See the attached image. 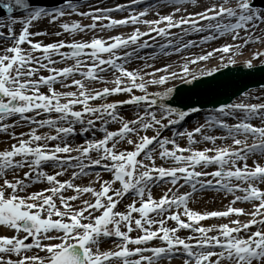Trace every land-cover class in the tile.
I'll return each instance as SVG.
<instances>
[{
  "label": "snow or ice",
  "instance_id": "obj_1",
  "mask_svg": "<svg viewBox=\"0 0 264 264\" xmlns=\"http://www.w3.org/2000/svg\"><path fill=\"white\" fill-rule=\"evenodd\" d=\"M158 2L0 0V143L7 145L0 149V228L11 233L0 234V264H264V103L248 102L264 100V84L260 95L245 89L223 101L229 85L215 76L236 65V49L264 45V0ZM164 7L170 11L161 14ZM113 12L128 14L113 19ZM150 13L156 18L145 19ZM128 25L137 27L97 35ZM88 32V40L76 39ZM191 34L199 40H185ZM50 35L60 39L35 41ZM141 37L165 40L156 45L164 56L217 39L233 43L184 57L177 72L148 64L156 53L139 55L153 46ZM214 54L219 65L190 70ZM133 58L144 67L129 70ZM239 68L264 71V49ZM85 178L86 185L75 183ZM36 184L47 187L29 193ZM153 188L161 189L158 198ZM208 191L231 196L224 210L188 207ZM209 218L227 222L200 224ZM101 243L113 246L102 250Z\"/></svg>",
  "mask_w": 264,
  "mask_h": 264
},
{
  "label": "bare ground",
  "instance_id": "obj_2",
  "mask_svg": "<svg viewBox=\"0 0 264 264\" xmlns=\"http://www.w3.org/2000/svg\"><path fill=\"white\" fill-rule=\"evenodd\" d=\"M93 2L94 1H90V3H93ZM167 10H169V9H167ZM199 10H200L199 8H194V7H191V6L189 7L188 6V11H199ZM82 24H87V23H82ZM40 26H42L41 29H45L46 28L49 33H51V32L54 31L53 28H48L47 25H46V23H41ZM178 31L179 30L174 29L172 32L173 33H176ZM105 32L106 31H104V32H97V35L101 37V33H105ZM92 35L93 34L91 32H88L87 35H84L82 38H79L80 36H77L76 39L77 38H79V39H83L84 38V39L88 40ZM117 35H120V34H117ZM124 35H126V34H124ZM241 36H243V33H241ZM108 37H110V36H103L104 39H107ZM63 38L65 40H67V37H63ZM199 38L200 37L199 36L197 37V34H191V35L185 37V40H188V39H191V40H199ZM58 39H60V37H56L54 35H50V36H37V37H35V41H42L44 44H47L49 42H55ZM158 40H159V38L156 37L155 44H153V41L152 40H149V44H152L153 45L150 48L151 51L152 52H155V53L158 52V56H155V58H153V59H149L147 61V63L148 64H152V65H154L157 68L162 67L165 64H170V65L173 66L172 69H170V70L176 69L175 71H177V72L180 71L179 65L184 62V59L183 58L184 57H188V54H189V56L201 55V54H204L205 51H210L211 49L216 48V47H218L220 45H223L225 43H233L232 41H224V40H221L220 39L221 41H217V43H213V44L210 43L209 45H200L199 47H192L188 51H181V53H179V56L178 55H175V53L172 54V55L164 56L162 53H160L159 49L156 47V45H158V43H156ZM237 43H242V41H237ZM261 46L262 47L258 48V50L264 48V45H261ZM169 51L171 52V50H169ZM240 51H241V49H239V48L236 49L234 55H238L240 53ZM149 53H151V52H149ZM144 54L147 55L148 53H144ZM144 54L142 53V54H139V55L140 56H145ZM159 54H161V55H159ZM156 57H158V58H156ZM214 57H217V59L220 60L219 56H217L215 54H214ZM248 58H250V57L247 56L246 54L242 58H240L238 56V58H237L238 60L236 61V63L237 62L238 63L243 62L244 60H246ZM223 63H226V62H223ZM219 64H220V62L219 63H216L215 65H212L209 69H211V68H213V67H215V66H217ZM125 66L129 70L137 69V68H143L144 67V61L133 58V60L130 63L126 64ZM56 67H61V66H56ZM201 69H205V68L202 67ZM144 70L145 71H150V69H144ZM191 71H195L197 75L199 74V70H197V69H192ZM40 74L41 75H47L48 73L46 71H41ZM149 90L152 91L154 89L150 88ZM41 91L42 92L43 91H46V89L41 88ZM166 135H169V133L168 134L166 133ZM10 143H11V141H10ZM6 146L7 145H5L3 143H0V149H3ZM249 164H251V162ZM45 169L48 170L47 172H51V169H49V168H45ZM64 179H68V176H64V178L61 179V180H64ZM80 184H83V181ZM42 188H44V187H41L39 184H36V185L31 186L28 189V192L31 193V192H34V191H39ZM72 194L73 193L70 191L69 192V195H72ZM225 198H227V200H229V201L231 200V196L225 197L222 193H214V192L209 193V191L208 192H202V193H196V194H194L192 200L189 202L188 207L191 208L192 210L199 211V212L210 211L209 209H213V210H224L223 209V206H226L229 203V201L224 202ZM243 204L244 203H242V202H237L234 206L235 207L237 206V207L246 209L245 205H243ZM233 218H235V217H233ZM209 220H212V221L215 222V221H217L219 219H217V218H209ZM207 224H208V222L206 223V225ZM212 225H216V224L215 223L208 224V227H210ZM0 234L11 235V233L5 232V230L2 229V228H0ZM40 255H43V253H40Z\"/></svg>",
  "mask_w": 264,
  "mask_h": 264
},
{
  "label": "rangeland",
  "instance_id": "obj_3",
  "mask_svg": "<svg viewBox=\"0 0 264 264\" xmlns=\"http://www.w3.org/2000/svg\"><path fill=\"white\" fill-rule=\"evenodd\" d=\"M129 2V0H94V2H93V4H95V3H99V5L101 6V7H113V6H115L116 4H127ZM200 2V0H198V3ZM146 3H151V4H157V7H159V2H158V0H146ZM189 7L191 6V7H193L192 5H188ZM187 6V7H188ZM139 7H143V5L142 6H139ZM139 7H138V9L137 10H139ZM167 9H169V8H167V7H164V8H161V14H166L168 11H170V9L169 10H167ZM127 12H124V13H121V12H113L112 14H111V17L113 18V19H121V18H124L125 16H127ZM154 18H156L155 17V15H154V13H150L148 16H146L145 17V19H154ZM73 19H79V17H73ZM80 22L81 23H90L91 21H90V19H84V20H80ZM43 25V24H42ZM39 27L41 28L42 26H40L39 25ZM135 27H137V26H132V25H128V26H121V27H117V28H114V29H109V30H106V32L105 33H101V37H103V36H114V35H117V34H120V35H124V34H130L133 30H134V28ZM138 27H139V29H140V31H147L146 29H147V26L146 25H144V24H140V25H138ZM262 27H264V26H262ZM174 29H172L171 31H173ZM151 35H155V33H152ZM199 35H197V37H198ZM79 38H82L81 36L79 37ZM79 38H77V39H79ZM105 38V37H104ZM159 38V40L156 42V43H158V44H163V43H166V41L165 40H163L162 38H160V37H158ZM84 39V38H83ZM145 39H149L148 37H141V42L143 41V40H145ZM84 40H86V39H84ZM150 40V39H149ZM221 40H224V41H231L230 40V38H228V39H221ZM220 39H217V40H215L214 42H209V43H207V44H203V45H209L210 43H217V41H221ZM237 43V42H236ZM262 44H259V43H254V44H250V45H247V46H245L243 49H241V51H240V53L238 54V55H233L232 56V59H234L235 61H237L238 59V56L240 57V58H242L243 56H245V54L247 55V56H249L250 57V55H251V52L253 51V50H258V48H260V47H262L261 46ZM264 49V48H263ZM149 52H152L151 51V49L150 48H146V49H141L140 50V52H139V54H144V53H149ZM172 54H174V53H172ZM172 54H170V55H172ZM144 55H146V54H144ZM159 55H161V54H159ZM175 55H178L179 56V54H175ZM191 55V54H190ZM156 56H158V52H156ZM188 56H189V54H188ZM156 58H158V57H156ZM221 63V61L220 60H218L217 59V57H214V58H210V59H208L207 61H202V62H199V63H197L195 66H189L190 67V70H192V69H197V70H200L202 67L203 68H205V70H210L209 68L212 66V65H215L216 63ZM223 62H226V63H228V57L226 56L225 57V59H224V61ZM253 62H255V63H258V61H253ZM238 63V62H237ZM55 66H61V67H63L64 65L63 64H57V65H55ZM174 70H176V69H174ZM77 78H79V77H77ZM260 85V84H259ZM259 85H255V86H251V88H247V89H249V90H252V92L254 93V94H256V95H260V93L258 92V86ZM109 87H111L112 85H108ZM56 87L59 89V85H56ZM94 87H96V88H101V87H103V85H95ZM62 90V89H61ZM69 90H72V89H69ZM121 97H115V99H120ZM239 98V96L238 97H236V98H234L233 100H237ZM248 102H251V103H264V100H261V101H257V100H250V101H248ZM201 115H203V114H201ZM192 119H199V117H193ZM190 123V124H189ZM188 123V125H187V127L189 128V129H191L192 127H193V125H192V123L191 122H189ZM113 127H115V126H113ZM17 132H21V131H24V132H26V131H28V129L27 128H20V129H17L16 130ZM40 131H47V129H41ZM149 135H151V133H148ZM168 134V133H167ZM165 135H166V133H165ZM77 142H79V141H77ZM180 143H181V145H183L184 144V141H180ZM220 143V141H217V144H219ZM204 145H200V147H203ZM251 161H249V163H250ZM158 163H159V161H158ZM45 171H48V170H46V169H44ZM64 178V176L63 177H61L60 179H63ZM105 180H107L109 177H108V175L107 174H104V177H103ZM83 181V184L84 185H86L87 184V179L85 178V179H78V180H76L75 181V183L76 184H80L81 182ZM41 187H47V185H45V184H39ZM186 190V189H185ZM69 192H70V190L69 191H67V192H65V195H69ZM209 193H212L211 191H209ZM162 193H161V189H159V188H153L152 189V195H153V197L154 198H158L160 195H161ZM227 201H229V200H227V198H225V200H224V202H227ZM130 202V199H126L125 201H124V204H127V203H129ZM243 205H245V207H246V209H248L249 207H250V205H248L247 203H244ZM237 207V206H236ZM225 208V206H223V209ZM216 209V208H215ZM118 210H121V211H123L124 210V205L123 204H121V205H119L118 206ZM210 211H213V209H209ZM183 219H185L186 220V217H182ZM239 219L241 220V221H243V220H245L246 219V217H244V216H240L239 217ZM208 222V224H212V223H215L216 225H218V224H220V223H225V222H227L226 220H223V219H219V220H217V221H212V220H209V219H206V220H204V221H201L200 222V224L202 225V226H204V227H208V224L206 225V223ZM168 226L169 227H172V226H174V222H171V221H169L168 222ZM138 233L136 232V231H134V232H132V233H130V236H132V237H135L136 235H137ZM179 236L180 237H185V236H188L189 235V232L187 231V230H181V231H179ZM210 234H215V233H210ZM113 245L111 244V243H101L100 244V248L102 249V250H106V249H108V248H110V247H112ZM172 264H181V261L179 260V259H174V260H172Z\"/></svg>",
  "mask_w": 264,
  "mask_h": 264
},
{
  "label": "water",
  "instance_id": "obj_4",
  "mask_svg": "<svg viewBox=\"0 0 264 264\" xmlns=\"http://www.w3.org/2000/svg\"><path fill=\"white\" fill-rule=\"evenodd\" d=\"M47 2L51 5L55 2V0H47ZM2 15L3 13L0 12V16ZM241 63L242 62L236 63V65L229 66L228 68L221 67L220 71L215 74L216 81L227 82L229 85L224 95L219 97L221 100H233L239 96V92H242L247 88H251V86L264 84V71L255 72L249 75L247 74L248 70L239 68ZM256 64L258 65V63ZM204 79L207 80L210 78L205 77ZM208 107H211V105H208Z\"/></svg>",
  "mask_w": 264,
  "mask_h": 264
}]
</instances>
